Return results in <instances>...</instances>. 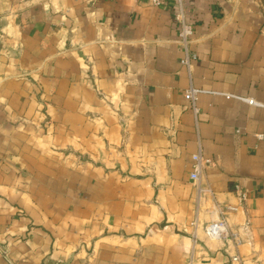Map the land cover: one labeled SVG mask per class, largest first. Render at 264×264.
I'll return each instance as SVG.
<instances>
[{"label": "crops", "instance_id": "1", "mask_svg": "<svg viewBox=\"0 0 264 264\" xmlns=\"http://www.w3.org/2000/svg\"><path fill=\"white\" fill-rule=\"evenodd\" d=\"M260 7L185 0L188 68L176 0H0V264H264Z\"/></svg>", "mask_w": 264, "mask_h": 264}, {"label": "built area", "instance_id": "2", "mask_svg": "<svg viewBox=\"0 0 264 264\" xmlns=\"http://www.w3.org/2000/svg\"><path fill=\"white\" fill-rule=\"evenodd\" d=\"M178 4V13L176 16V21L179 25V35H178V42L180 46L182 47L185 57L182 61V64L186 67L190 68L191 61L195 58L194 55L191 54L190 46L193 42V36H194V28L193 26L187 21L186 18V8H185V0H176ZM167 0H152L154 7H161L164 4H166ZM208 92H205L203 90L197 89L193 86H191L186 92H185V99L190 103L191 109L194 112L195 117L198 119L200 114V109L198 107V101L199 97L202 94H206ZM218 95V94H214ZM224 97L228 99H236L239 100L247 105L255 106L261 109H264V104L256 101L252 98H245L242 96H235L231 94H224ZM263 136H259V139H262ZM192 171L190 174V180L191 182L196 186L197 189V198L198 203L201 202L202 198L207 197H213V193L210 189L204 188L201 185V180L204 171L214 165V162L212 159L205 157L201 151H199L197 154H195L192 157ZM240 201L245 202L247 200L246 194H240ZM213 203L216 204V201L214 200ZM217 210H219L221 217L215 222H210L204 227L205 235L210 240L215 241H224L226 245L230 246L232 245L236 249L242 244L243 240L239 234V232L232 230V228L229 225V222L227 220V217L223 215V212H221V208L217 206ZM238 210L235 206H229L226 208L227 212H236ZM192 226L197 228L198 221L195 220L192 223ZM0 256L7 257V251L4 250L2 247H0ZM231 261L233 263H240V257L239 255L231 256ZM189 264H192V260L189 262Z\"/></svg>", "mask_w": 264, "mask_h": 264}, {"label": "rangeland", "instance_id": "3", "mask_svg": "<svg viewBox=\"0 0 264 264\" xmlns=\"http://www.w3.org/2000/svg\"><path fill=\"white\" fill-rule=\"evenodd\" d=\"M260 2V5H261V9H262V12H263V15H264V0H259Z\"/></svg>", "mask_w": 264, "mask_h": 264}]
</instances>
